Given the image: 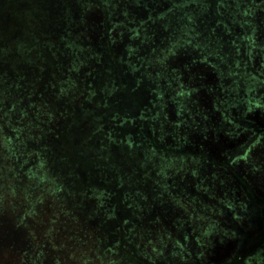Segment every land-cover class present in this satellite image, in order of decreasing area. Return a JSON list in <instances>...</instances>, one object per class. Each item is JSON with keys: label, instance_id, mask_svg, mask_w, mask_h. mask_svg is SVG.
<instances>
[{"label": "trees", "instance_id": "obj_1", "mask_svg": "<svg viewBox=\"0 0 264 264\" xmlns=\"http://www.w3.org/2000/svg\"><path fill=\"white\" fill-rule=\"evenodd\" d=\"M165 2L167 7L157 0H81L80 7L79 0H35L24 10L17 1L13 31H9L8 17L1 16L0 264H192L185 255H178L180 249L173 250L182 239L177 223L193 221L190 217L197 212L213 219L217 212L205 203L204 211L196 207L197 200L211 199L202 193L194 195L188 185H171L162 176L157 179L136 167L125 170V161L130 159L123 154L117 159L114 149L119 142L112 135L111 124H105L92 138L84 137L81 144V130L95 121L87 116L81 125V110L86 106L85 102L81 105L83 90L105 63V55L115 74L124 71L127 78L134 79L136 88L127 95L136 100L139 113L147 111L148 105L139 102L136 89L149 83L154 98L158 96L157 71L152 72L156 67L151 64L161 50L174 44L178 15L185 13L176 0ZM92 11H99L103 20L90 21ZM185 65L188 72L194 67L191 62ZM62 83L65 88L60 87ZM142 115L123 117L118 128V135L124 132L130 147L154 150L160 146L184 153L162 145L153 130L150 135L143 133ZM145 119L151 129V118ZM199 119L201 123V116ZM247 125L241 119L235 122L236 130L252 134L255 142L263 137L257 162L264 166V125L254 123L251 129ZM76 139L79 145L74 143ZM218 148L216 145L212 152ZM122 150L125 154L129 149ZM220 160L214 164L229 170L226 175L242 195V204L252 210L256 221L261 216L264 225L260 188L241 177L232 159ZM134 168L142 178L132 180ZM213 206L221 213L225 209L224 204ZM155 207L160 210L154 211L156 216L148 210ZM224 226L225 230L233 228L228 223ZM238 232L244 239L248 237L241 229ZM249 243L238 246L231 253L233 260L225 264H243L245 258L263 249L262 240L254 246ZM249 245L252 247L246 250ZM190 251L196 264V249Z\"/></svg>", "mask_w": 264, "mask_h": 264}, {"label": "rangeland", "instance_id": "obj_2", "mask_svg": "<svg viewBox=\"0 0 264 264\" xmlns=\"http://www.w3.org/2000/svg\"><path fill=\"white\" fill-rule=\"evenodd\" d=\"M28 1L26 5L22 4L23 0L21 3L20 0H10L9 4L0 3V6H4L0 11V19L1 16H6L11 21L9 31H13L15 27L12 23L15 18V5H21L25 10L35 0ZM79 1L81 7V0ZM134 1L137 2L131 0L132 3ZM176 1L180 7L185 8V13L178 15L180 21L175 24L178 25L175 42L159 52L160 56L151 64L152 68L153 65L156 68H150L152 72L157 71L155 84H159L158 96L154 98L149 83H146L148 89L145 86L136 90L139 92V102L148 105L147 111H143L141 116L143 133L148 134L153 130L162 145L168 149L178 148L184 153L168 151L160 146L154 150H143V147L136 150L126 142L124 132L118 135V128L123 125V117L130 119L142 113L137 109L136 100L127 95V92L136 88L134 79L127 78L124 71L122 75L115 74L114 65L108 55H105V63L96 72L91 85L86 84L83 90L81 105L85 102L86 106L81 110V125L85 123L87 116L91 119L93 117L95 121L89 123L87 129L81 130V144L84 137L92 138L105 124H111L112 135L119 142H116L119 146L115 145L114 149L117 159L123 154L127 159L135 161H125V170L136 167L140 172H149V175L156 176L157 179L162 176V180L169 181L171 185L176 184L183 188L188 185V189H193L194 195L202 193L206 195L204 197H209L211 200H197L196 207L198 206L197 211L200 212L205 203V206L217 212L214 218L208 219L197 212L190 217L193 221H182L180 225L177 223L182 239L178 242L179 248H176V244L173 250L180 249L178 255H185L192 264V248L197 252L196 264L201 261L207 264H225L226 260H233L231 253L240 245L242 247L244 244L245 247L248 240L251 244L254 243L252 246L259 244L257 240L264 242V225L260 223L262 217L256 216L257 221L253 218L252 210L242 204V195L227 177L229 170L226 169V173L216 165L220 159H232L236 171L238 169L241 177L249 179L254 187L260 188L261 197L264 198V166L257 162L263 137L255 142L252 134H246L241 128L237 131L235 128L237 119L246 122L248 125L245 128L249 129L254 123L262 127L264 125V0ZM157 2L161 5L167 3H163V0ZM73 13L72 7L70 14L74 18ZM88 19L102 21L103 17L99 11H92L88 14ZM155 26L159 28L158 22ZM49 37L56 36L49 34ZM67 56L68 54L64 55ZM81 60L86 62V57ZM188 62L194 65L190 72L185 69ZM84 73L81 70L82 76ZM60 87L65 88L66 85L62 83ZM149 108H152V112L148 111ZM144 116L151 118V129L146 123L149 119ZM204 122L207 124L202 129ZM79 139L74 140L76 145L80 144ZM216 145L220 148L212 152ZM123 148L129 149L128 152L122 153ZM232 153L233 157L230 158ZM122 158L126 160L125 157ZM136 176L143 177L135 172L131 176L132 180H136ZM152 188L155 189V186ZM239 197L242 199L241 203ZM214 203L222 206L224 204V211L229 215L224 214V211L221 213L220 209L213 206ZM158 209L155 207L148 210L160 213ZM156 215L154 212V216ZM227 223L233 228L228 227L230 229L225 230L227 226L224 225ZM239 229L247 233L248 237H241ZM250 245L246 250L252 247ZM261 246L263 249L252 256L243 257L246 262L243 264H264V243Z\"/></svg>", "mask_w": 264, "mask_h": 264}]
</instances>
